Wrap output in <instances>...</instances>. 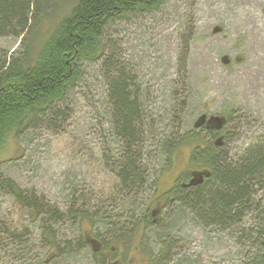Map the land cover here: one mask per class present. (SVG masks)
Masks as SVG:
<instances>
[{"label":"rangeland","instance_id":"rangeland-1","mask_svg":"<svg viewBox=\"0 0 264 264\" xmlns=\"http://www.w3.org/2000/svg\"><path fill=\"white\" fill-rule=\"evenodd\" d=\"M108 36L116 45L113 52L138 77L137 84L156 119H169L180 101H186L185 130L194 129L203 114L219 115L226 122L230 119L224 128L230 132L226 143L232 156L264 136V0H167L154 13L118 23ZM20 40L0 36V47L11 55L19 49ZM83 67L85 75L62 105L63 114L42 120L10 141L0 156L3 173L64 211L74 202L94 214L124 213L136 219L154 187L161 193L186 171L191 147L180 148L163 171V165L150 161L149 178L157 181L138 200L118 193L119 179L111 162L121 145L112 137L108 82L100 64L84 63ZM169 210L162 209L157 217L162 229L145 228L141 240L152 253L159 250L165 233L179 242V248L172 250L176 255L164 264L246 262L247 243L239 238L237 227L208 226L179 203ZM0 212L13 234L26 232L23 243L10 244L9 251L0 252V264H101L89 248L77 251L75 247V254L65 259L49 257V246L39 242L41 221L10 196H0ZM251 223L252 215H247L241 226ZM55 226L62 240L78 237L81 231L90 234L92 229L110 237L109 226L103 223L80 226L65 218ZM137 243L130 258L134 264H148ZM105 254L106 264H122L109 251Z\"/></svg>","mask_w":264,"mask_h":264},{"label":"trees","instance_id":"trees-1","mask_svg":"<svg viewBox=\"0 0 264 264\" xmlns=\"http://www.w3.org/2000/svg\"><path fill=\"white\" fill-rule=\"evenodd\" d=\"M166 1L0 0V36L21 38L19 49L11 55L0 47V156L20 133L39 126L44 119L62 115V105L85 75L84 63L100 64L108 82L112 137L121 145L111 162L119 179L118 193L138 200L157 181L149 178L150 161L163 165V171L180 148L190 146L186 171L165 197L191 210L197 220L208 226L237 227L239 238L248 247L244 264H264V136L240 155L232 156L226 143L229 129L223 134L225 141L205 133L203 128L183 129L186 101L177 103L178 108L177 104L173 106L169 119H156L137 84L138 77L113 52L116 45L108 39L118 23L131 16L154 13ZM190 39L191 36L186 45ZM188 50L189 44L184 48L183 63ZM2 163L0 160V196L15 199L33 219L41 221L39 242L49 246V257L54 254L55 259H65L75 254V247L77 251L89 248L95 262L106 264L105 251L111 253L112 259L126 256L130 244L142 240L145 228L163 227L162 221L154 224L160 215L149 201L154 196L136 219L124 213L94 214L74 202L64 211L4 174ZM183 181L192 183L185 189L180 184ZM247 215H252V223L243 227ZM4 218L0 212V252L9 251L10 244L23 243L26 237L25 231L13 234ZM65 218L80 226L84 222L93 227L103 223L109 226L110 237L92 229L90 234L81 231L78 237L62 240L61 230L55 225ZM119 220L123 222L117 223ZM163 236L159 250L149 254L150 264L168 263L176 255L175 251L169 252L179 248V242L165 237L166 233ZM20 250L23 251L21 248L15 252Z\"/></svg>","mask_w":264,"mask_h":264},{"label":"flooded vegetation","instance_id":"flooded-vegetation-1","mask_svg":"<svg viewBox=\"0 0 264 264\" xmlns=\"http://www.w3.org/2000/svg\"><path fill=\"white\" fill-rule=\"evenodd\" d=\"M200 117H201L200 122L197 120V122L195 123L196 128H198V129L203 128L205 133L207 132L210 134L217 135V137H223V134H225V132H226V129L224 128L225 127L224 124L226 122L225 118L220 117L219 115H212V114H203ZM177 180H178V178H176L173 181L172 185L168 189H166L165 191H163L161 193H159V189L157 190V187H155V191L152 195L154 197L151 198V200L153 202L151 206H152V208H154L155 213L160 214L162 209L168 210V213H169L170 212V210H169L170 206H172V208H173V206L175 204L174 201H172L170 199V197L166 198L165 195L175 189V186L177 184ZM192 182H194V179ZM192 182L191 181H183L180 184H181L182 188L186 189L189 187V185H191ZM169 215H171V213ZM154 220L156 221L158 219L155 217ZM158 222H160V221H158ZM158 222L156 221V223H158ZM137 244L139 246L138 249H140V251L144 255V258L146 257L147 263L150 264L151 261H150V255L149 254H150V251L152 249L149 248L148 246H146V244L143 241H138ZM130 245H132V247H131V249H132L134 246V242H133V244L131 243ZM159 245H160V247L162 246V244H160V243H159ZM130 251L128 252V254L126 256H122V255L119 256L118 262H122V264H134L133 263L134 260H132L130 258ZM170 253H172V249H171V252H169V254ZM172 257H171V259H172ZM120 259H121V261H120Z\"/></svg>","mask_w":264,"mask_h":264},{"label":"water","instance_id":"water-1","mask_svg":"<svg viewBox=\"0 0 264 264\" xmlns=\"http://www.w3.org/2000/svg\"><path fill=\"white\" fill-rule=\"evenodd\" d=\"M199 120H201V117H200V119H199ZM199 120H198V121H199ZM199 122H200V121H199ZM196 125H197V124H196Z\"/></svg>","mask_w":264,"mask_h":264}]
</instances>
